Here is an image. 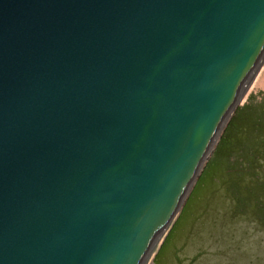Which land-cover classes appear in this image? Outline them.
I'll return each instance as SVG.
<instances>
[{
	"label": "water",
	"instance_id": "95a60500",
	"mask_svg": "<svg viewBox=\"0 0 264 264\" xmlns=\"http://www.w3.org/2000/svg\"><path fill=\"white\" fill-rule=\"evenodd\" d=\"M262 57L264 0H0V264H155Z\"/></svg>",
	"mask_w": 264,
	"mask_h": 264
},
{
	"label": "rangeland",
	"instance_id": "374dc122",
	"mask_svg": "<svg viewBox=\"0 0 264 264\" xmlns=\"http://www.w3.org/2000/svg\"><path fill=\"white\" fill-rule=\"evenodd\" d=\"M258 67L261 69L241 101L242 105L248 102L250 106L246 104L234 118L218 158L207 168L206 163L183 221L176 227L174 237H168L155 264H264V224L251 209L249 217L237 212L230 180L232 177L237 180L239 164L249 161L253 144L264 134V108L256 109V103L251 108L259 96L264 97V57ZM262 149L264 153V146ZM247 178L251 176H246L243 183L249 185Z\"/></svg>",
	"mask_w": 264,
	"mask_h": 264
},
{
	"label": "trees",
	"instance_id": "16d2710c",
	"mask_svg": "<svg viewBox=\"0 0 264 264\" xmlns=\"http://www.w3.org/2000/svg\"><path fill=\"white\" fill-rule=\"evenodd\" d=\"M246 104H247V107L250 106V103L246 102L244 105H242L241 103L240 106L237 108L236 112L234 113L231 120L229 121V124L227 125L218 145L216 146L213 152V155L207 162L206 168L208 167V165L214 162L215 159L218 158L217 153L220 149V146L223 147V144L226 142V137L228 136L227 135L228 130L233 128L232 125L234 124V118L239 113V110L242 107H244ZM254 104H255L256 109L264 108V97L259 96L258 99L254 103H252L251 108H253ZM263 146H264V134L261 136V138L256 140L255 144H253L252 151H251L252 155L250 154L251 157L249 161L247 162L243 161L239 164L237 168V172L240 175L237 177V180L234 177H232V179L230 180H233L232 185H231V192H232V197L236 203L237 212L249 217L250 212L248 209H251L253 210V215L256 217V219L264 224V207H263L264 204L262 203V199L264 197V153L262 149ZM206 168L204 169L202 175L199 177L182 211L177 215L175 222L173 223L172 227L169 230V233L166 235L165 238H163L164 240L161 241L162 244L165 242V240H167L168 237L169 239H172L174 237L175 235L174 231L176 227L178 226V224L183 221V215L189 205L188 202L194 190L196 189L200 179L202 178ZM231 172L232 170L229 171V173ZM248 175H250L252 178L250 179L252 181H255L256 183L255 182L253 183L249 178H247L249 180V185L244 184L243 180L246 178V176L248 177ZM246 192H253V193L247 194ZM160 251H161V248H159L158 252L157 251L154 252L153 256L157 253L154 259H156L159 256Z\"/></svg>",
	"mask_w": 264,
	"mask_h": 264
}]
</instances>
